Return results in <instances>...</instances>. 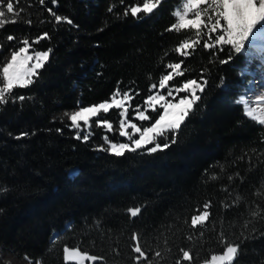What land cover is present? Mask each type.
<instances>
[{
	"label": "trees",
	"instance_id": "trees-1",
	"mask_svg": "<svg viewBox=\"0 0 264 264\" xmlns=\"http://www.w3.org/2000/svg\"><path fill=\"white\" fill-rule=\"evenodd\" d=\"M134 2L142 0H18L17 10H24L19 22L0 28V66L24 37L32 43L47 32L50 39L33 48L52 50L35 82L15 90L27 99L0 106V264H28L26 256L65 264V246L104 258L95 264H133V232L149 259L162 252L153 264H174L181 248L203 264L241 239L236 264L264 262V125L244 116L237 103L248 80L241 76L244 56L230 46L206 50L204 37L182 57L175 47L195 36L167 31L179 1L163 0L141 19L124 17ZM49 8L73 24H57ZM8 35L16 39L7 41ZM230 53L235 59L221 65ZM180 61L184 76L170 87L186 79L202 82L201 76L207 84L169 149L123 157L95 150L105 136L119 140L115 109L101 116L113 123V132L93 118L89 141L75 138L66 112L110 100L118 83L121 92L129 91L131 106L141 107L151 86L171 70L167 64ZM25 131L29 136L14 138ZM69 169L79 175L70 178ZM206 203L210 216L193 229L191 216ZM136 206L142 212L133 218L127 209ZM54 233H60L56 241Z\"/></svg>",
	"mask_w": 264,
	"mask_h": 264
},
{
	"label": "snow or ice",
	"instance_id": "snow-or-ice-1",
	"mask_svg": "<svg viewBox=\"0 0 264 264\" xmlns=\"http://www.w3.org/2000/svg\"><path fill=\"white\" fill-rule=\"evenodd\" d=\"M44 4L45 0H39ZM55 4L56 0H52ZM123 4L124 0H120ZM163 3V0H142L141 3H131L125 7L123 16L129 15L135 19H141L143 16H149L155 12ZM18 0H0V28L8 23L19 22V17L23 13V9L17 10ZM115 5L108 8L109 12H113ZM48 11L52 14L54 21L59 24L66 22L69 25L73 24V20L67 16L56 14L51 8ZM175 21L170 25L167 31H175L180 33L182 30H191L194 32L195 38L189 36L182 39L178 46L175 47V52L182 57H188L192 54L190 50H195L196 46L203 40V48L213 50L230 46L235 54H242L245 51L246 44L253 45L257 41L264 42V0H183L182 10L179 8L173 12ZM31 24V21H27ZM50 36L44 32L32 43L28 37H24L20 42L22 46H16L10 49V58L0 66V106H5L10 102H23L27 97L23 95H15L16 89H25L30 87L38 77L40 70L44 68L49 61L51 49L35 50L33 44H37L41 39ZM7 41H14V35H8ZM2 47V46H0ZM31 49V52H30ZM235 59L230 53L226 59H220L221 65L227 64ZM183 61L169 63L167 68L171 69L167 74L160 76L158 84L159 89H167V96L173 99H167L165 95L157 91L156 94L147 95L145 105L147 109L156 112L157 116L150 126H144L141 123L130 122L127 119L129 109L125 104L132 99L129 91H120L119 83L116 90L113 92L110 100L106 99L100 103H94L91 106H77L78 110L66 112L65 116L70 121L69 127L75 129V138L83 142H88L91 135V122L93 118L97 127H102L108 132H113L114 126L106 117L102 115L108 114L111 109H123L119 112V137L126 138V142H115L105 136L104 144L98 146L95 150L105 151L116 157H123L126 153H137L144 151L146 154L152 155L158 151L169 149L173 144L178 142V131L185 123L186 119L193 113L198 102L202 98L205 91L207 81L200 77L197 79H186L180 86H169V82L175 77L184 76V71L181 69ZM243 71V69H241ZM225 81L221 79V84ZM153 89L156 84L151 86ZM182 96L174 97L173 93ZM246 93L240 95L238 104L243 103L246 116L252 117L258 121L260 125H264V114L257 116V108L250 107L252 97L245 99ZM121 97V98H117ZM175 101V102H173ZM264 102V94L256 95V103ZM162 109V111H158ZM146 110H137L136 117L140 122H150L153 120L151 114H146ZM83 128H82V124ZM129 129L131 132H129ZM59 133L62 130L57 128ZM34 134V133H33ZM138 134V138H136ZM11 135V133L9 134ZM29 136L28 132H20L14 138L20 140ZM106 145V147H105ZM68 175L70 178H76L79 175L78 169H69ZM231 179V178H230ZM227 207V205H226ZM203 211L199 214L191 216V226L193 229L202 226L210 216L209 204H204ZM131 217L135 218L142 212L139 206L130 207L127 209ZM255 215V213H254ZM131 252L133 256V264H153V259H163L162 252L156 251L153 259H149L148 252L145 251L141 243L140 234L133 232L131 234ZM245 239H241L237 243H226L222 250V254H212L209 258L203 260V264H236L241 255L242 245ZM28 264H42L37 260L33 262L29 257H25ZM103 257L89 254L80 250L78 247L63 248V261L75 262V264H85V261H91L95 264L96 261H103ZM195 257L190 250L181 248L179 257L174 264H194ZM264 264V262H262Z\"/></svg>",
	"mask_w": 264,
	"mask_h": 264
},
{
	"label": "rangeland",
	"instance_id": "rangeland-1",
	"mask_svg": "<svg viewBox=\"0 0 264 264\" xmlns=\"http://www.w3.org/2000/svg\"><path fill=\"white\" fill-rule=\"evenodd\" d=\"M178 1H179V4L175 7L174 11H176L178 8L180 10H182L183 0H178ZM172 16H173V13H172ZM30 52H31V49H30ZM241 55L244 56V61L246 63L241 75L242 76L246 75L248 80H247V83L242 88L240 95L243 93H246L245 99H247L249 96L252 97V103L249 106L257 108L256 115L259 116V115L264 114V102L256 103V95L264 94V42L257 41L253 45L246 44L245 51ZM157 91H159L160 94L165 95L167 99H173V97L167 96V89H159V85L155 89H153L151 94H156ZM182 95H184V93H180V94H176L175 92L173 93L174 97H178V96H182ZM117 98L119 99L121 97H117ZM239 99H240V96H239L238 100ZM131 100L125 104V107H127L129 109L127 119L130 122L137 123L138 126L141 123H143L144 126H150L151 122H140L138 120V118L136 117V111L137 110H146L147 105H145V103H144L141 107L133 108L130 104ZM173 102H175V101H173ZM240 105L244 109L243 103H240ZM113 109H115V108H113ZM115 110H117L119 113L123 109H115ZM158 111H162V109L158 108ZM146 114L155 115L156 112H152L151 109H147ZM244 115L246 116L245 112H244ZM246 117L253 120L252 117H248V116H246ZM253 121L256 122L257 124H259L258 121H256V120H253ZM152 122H154V121H152ZM81 124H82V122H81ZM83 127L84 126L82 124V128ZM129 132H131L130 129H129ZM136 138H138V134H136ZM118 142H126V138L119 137ZM59 235H60V233H54L51 236V240L56 241V239L59 237ZM68 263L75 264V262H68ZM85 264H93V262L85 261Z\"/></svg>",
	"mask_w": 264,
	"mask_h": 264
}]
</instances>
